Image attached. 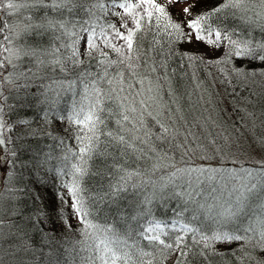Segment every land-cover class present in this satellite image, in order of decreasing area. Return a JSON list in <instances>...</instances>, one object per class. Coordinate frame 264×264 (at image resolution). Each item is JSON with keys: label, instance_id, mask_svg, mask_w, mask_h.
<instances>
[{"label": "snow or ice", "instance_id": "obj_1", "mask_svg": "<svg viewBox=\"0 0 264 264\" xmlns=\"http://www.w3.org/2000/svg\"><path fill=\"white\" fill-rule=\"evenodd\" d=\"M259 2L264 5V0ZM245 3L246 0H166L165 4L157 0H0V15L7 12L12 16L24 9L43 7L60 16L72 17L81 11L87 16L82 22L47 19L46 25L25 24L22 29L23 32L33 27L59 30L62 37L71 41L47 53L53 56L48 61L52 71H59L62 78L53 79L46 92H54L57 98L61 93L73 96L68 115L60 119L67 120L70 127L66 131L72 132L76 144L66 147L65 139L60 137L62 154L59 157L37 151L21 159L17 150L9 147L12 138L5 133L11 132L13 126L3 117L5 109L14 106L6 104L5 93L11 94L22 87L17 80L27 76L15 74L14 61L34 57L36 49L10 47L11 36L5 33L12 25H0V35H3L0 40V149L3 150L0 170L6 176L0 184H7L6 189L0 190V264H165L174 253V264H264V156L255 162V167L241 166L238 170L193 165L185 157L206 146H190L188 137L192 133H183L176 126L169 104L160 95L159 81L153 82L150 74H142L139 69L145 64L137 62L140 55L137 33L146 29L167 34L170 44L204 43L212 51H219L222 42L227 41L228 49L223 56L207 62L231 63L230 69H220L226 76L255 75L243 63L236 66L235 60L264 64V43L252 46L249 41L233 40L232 33L221 23H210L220 20L227 9H240ZM180 5L183 6L179 8V15L174 17L170 9ZM114 8L122 10L111 12L120 19L119 27L109 20L101 23L102 17L97 11L107 15ZM85 36L83 55L91 57L94 50L101 51L97 41H102L118 54L117 59L107 60L108 54L101 51L105 59L97 61L100 69L97 73L82 69L84 61L80 59L78 46ZM116 40L123 43L117 45ZM60 48L64 53H60ZM179 55L182 59L203 63L208 53L189 56L181 51ZM9 66L12 72L8 71ZM260 74L264 75V71ZM57 102L58 99L51 101L53 105ZM165 111L169 115L162 119ZM47 116L46 112V119ZM112 121L115 128L109 127ZM157 124L159 131L154 132ZM28 134L37 136L35 130L25 133ZM181 135L183 142L177 143ZM173 148H183L179 161L170 154ZM116 153L126 159L116 158ZM110 157L112 162L108 163ZM53 160L56 163H51ZM49 174L53 175V182L59 179L60 187L66 189V195L59 197V216L64 217L65 211L70 210L82 226L78 229L81 239L58 242L56 248L45 254L42 248L54 237L42 232L41 248H37L29 243L31 237L28 240L20 237L21 232L28 235L26 228L14 221L5 224V218L20 215L18 202L25 196L43 203L39 189L49 183L45 179ZM94 176L107 183L93 196L86 197L85 182ZM148 188L150 193L146 191ZM205 192L209 193L211 202L196 199ZM129 194L137 197L129 205V214L119 215L111 223L107 218L103 223L98 222L96 213L101 211V204L106 207L118 204ZM169 199L177 200L172 217H156L151 206L157 201L166 204ZM45 220L51 222V216L41 208L28 217V227L36 228ZM66 227L72 226L67 223ZM6 238L18 239L19 243L14 242L5 249ZM67 243H71L70 248L66 247ZM218 244L228 247L221 251ZM5 256L10 259L5 261Z\"/></svg>", "mask_w": 264, "mask_h": 264}, {"label": "trees", "instance_id": "obj_2", "mask_svg": "<svg viewBox=\"0 0 264 264\" xmlns=\"http://www.w3.org/2000/svg\"><path fill=\"white\" fill-rule=\"evenodd\" d=\"M158 3L165 4L166 0H157ZM264 5L259 0H246V3L242 5L240 9H227L226 14H222L221 19L217 21H210V23L217 24L221 23L222 27L226 28L232 33V39L237 41H249L252 46L256 44L264 43ZM247 9V10H245ZM93 11H97L93 9ZM112 11L122 12L119 8L109 9L107 15L97 11V15L102 17L103 20H109L114 22L117 27L120 25V19L116 16L111 15ZM174 17L179 15V12L174 14L175 10L170 9ZM235 12V15L232 13ZM261 13V15H257ZM5 18L0 21V25L11 24L12 27L5 34L10 35L12 44L10 47H16L21 50L36 49V55L34 57H22L18 61H14L17 65L15 74L26 73L27 76H20L17 83L21 85L18 90L13 93L6 94L8 97L6 104L13 105L12 109H5L4 117L7 122L11 121L12 131L6 132L5 135H11L12 143L9 147L15 148L21 159H27L31 154L39 151L43 153L51 152L54 157H59L62 154V147L59 143V138L65 139L66 147H74L76 140L73 137L72 132L66 131L70 126L67 121H63L61 128L55 129V123H48V120L55 118L50 116L51 111L54 115L55 112L59 114H68L71 109L73 96L72 94L61 93L56 104H52V100H46L47 105H43V88L46 85L51 84L53 79L62 78L59 71L53 72L51 65L48 61L53 59V56L47 53L53 49L59 47L62 43H71L68 37H62L59 30H45L36 29L33 27L32 30L23 32L22 29L25 24L32 26L47 24V19H74L82 22L87 19L84 12H78V14L69 17L67 14L60 16L57 13L52 12L51 9L43 7L34 9H24L19 14L9 16L7 12H4ZM131 26V25H129ZM99 32V29H97ZM109 33L111 30H108ZM121 31H124L121 29ZM17 32L21 34L16 35ZM40 34H37V33ZM59 37V39H58ZM3 39V35H0V40ZM86 39V36L84 37ZM137 42L139 46V61L138 63L145 64L139 70L142 74H150V78L153 82L159 81L160 95L164 101H166L171 112L176 120V126L180 127L183 133L191 132L188 139L191 141V147H196L197 144L201 147L197 148L195 152H189L185 159H190L192 164L195 165L198 162L207 166L209 162L217 164L219 167L225 169L229 168L230 165H237L235 161H230L229 156L234 153H257L260 150L264 156V117H258L257 113H264V75L260 73L264 71V64L259 61L248 62L235 60L236 66L244 64L245 68L249 71L254 70L255 75H249L247 78H236L234 76H226L225 73L221 72V68L230 69L231 63L227 64H209L207 61L201 63L196 60H189L187 58L182 59L179 55L181 51L188 53L189 56L195 54L188 44L173 45L169 43V37L167 34L161 32L157 34L155 30L147 31L141 30L137 33ZM117 45L122 44L123 41L116 40ZM98 47L102 52L108 54L107 60L117 59V53L112 51L111 48L105 47L102 41H97ZM80 45V44H79ZM81 52L80 59L84 61L81 65L82 69L90 70L92 73H97L100 69L97 67V61L105 59L101 55V51H93L92 56L83 55L85 47L78 46ZM228 49V43L225 41V51ZM64 49L60 48V53H64ZM223 53V54H224ZM222 54V56H223ZM40 61H44L43 64ZM152 68L156 70L151 71ZM31 69L29 73L28 70ZM9 72L13 69L9 66ZM113 71V69H109ZM147 83V81L145 82ZM173 85L176 89L172 88ZM200 84V87L206 92L205 98H198L203 101V105L209 101L213 105L222 106L229 111V115L233 116V119L228 118L227 110L226 113L221 115L216 122V125L211 126L207 123V119L204 118L202 121L201 108L197 106V98L195 86ZM43 87V88H42ZM135 87H139L136 85ZM247 91V92H245ZM54 93V92H53ZM39 94V95H37ZM55 94V93H54ZM78 100L79 97H76ZM170 99L173 103H177L181 107L180 111L175 110L173 103L170 104ZM205 99V100H204ZM226 105V107L224 106ZM254 105L261 106L259 109H255L249 113L250 107L253 109ZM214 109V107H212ZM183 110V111H182ZM48 113L47 119L45 113ZM57 115V114H55ZM169 115L168 111H165V119ZM184 115V116H183ZM254 118L253 124L250 128V133H246L249 123L248 118ZM256 118V120H255ZM18 120H25L28 123L18 124ZM255 120V121H254ZM171 125V120H166ZM255 124V126H254ZM109 127L115 128L114 121L109 122ZM255 129V130H254ZM35 130L37 133L36 137L30 134L25 135L26 132ZM154 132L159 131V125L157 124L153 128ZM242 131L247 137H250V147L246 150H239L236 147L234 136L237 132ZM51 133V135H47ZM19 137V138H18ZM183 135L179 136L177 143L183 142ZM168 147V145H165ZM3 150L0 149V152ZM183 148H173L171 155L174 156L176 161L180 160L181 152ZM212 157L213 161L208 158ZM116 158H121L119 153H116ZM112 162L110 157L108 163ZM247 165L255 167L252 162L242 161ZM51 163H56L55 160ZM97 166L100 167L101 163L97 160ZM134 166V165H133ZM2 168V165H0ZM49 181L44 188L39 189L40 195L43 198V203L40 200H34L31 196H25L18 202L20 210L19 216H11L5 218V224L9 221L19 223L22 228H26L28 233L27 236L21 232L19 235L21 238L28 240L29 243L33 244L37 248H41V235L37 234L38 229H43V232L49 233L51 237H54L47 246L42 248V251L47 254L50 253L54 248L58 246V242L74 241L81 239L78 229L82 226L77 221L73 220V216H68L69 211H65L64 217L59 216L61 210L60 203V180L56 179L53 182V175L49 174L45 177ZM70 179V178H65ZM0 180H6L5 173L0 170ZM107 181L99 176L88 178L85 182V187L88 191L85 193L86 197L93 196L101 188V185H106ZM7 184H0V190L6 189ZM63 190V189H62ZM180 189H177L179 191ZM148 193L151 192V188L146 190ZM7 195V192L4 193ZM137 197L127 195L124 199H121L118 204L105 206L100 205L101 211L96 213L99 223H103L105 218L111 223L117 219L119 215H127L131 212L129 205L136 200ZM197 200L207 199L205 196H197ZM211 200V198H209ZM209 200V201H210ZM153 214L161 219H170L173 215V209L177 207L176 199L167 200L166 204L160 201L155 202L152 206ZM43 208L51 216V222L45 220L37 225L36 228L28 227L29 216H34L38 210ZM71 215V213H70ZM71 224V229L66 227V224ZM5 233L8 229L5 227ZM42 234V233H41ZM19 243V240L5 239L3 247L9 248L12 243ZM66 247H71V243H67ZM228 246L217 248L224 251ZM221 248V249H220ZM5 261H8L10 257L5 256ZM176 260V254H172L165 264H174Z\"/></svg>", "mask_w": 264, "mask_h": 264}, {"label": "rangeland", "instance_id": "obj_3", "mask_svg": "<svg viewBox=\"0 0 264 264\" xmlns=\"http://www.w3.org/2000/svg\"><path fill=\"white\" fill-rule=\"evenodd\" d=\"M182 6L183 5H180V6H177V7H173V10H175V12H174L175 16H176V12H179V8L182 7ZM261 9L264 10L263 8H261ZM3 17L5 18V14L4 13L2 15H0V21L3 20ZM84 40L85 39L81 40L79 46H83L84 45V47H85ZM189 48H191L193 50V52H195V53H208V55L205 57V61H208L209 59H215L216 57L222 56V54L225 51V41L222 42V46H221L219 51H212L206 44H204V43L197 44L195 42L190 44ZM145 84L147 85V83H145ZM47 86L48 85H46L44 88L42 87L43 88V91H42L43 95H40V96H43L44 97L43 100H45V103H43V105H47L49 102L47 103L46 100H53V98L56 95L53 92H46ZM195 90L197 91V93H196V98H197V102H198L197 106H198V108L199 107L201 108V111L199 110V112L201 114L202 121H204L203 119L206 118V119H210V120H213V121L216 122L221 115L223 116V114L226 113L227 109H225L223 107V105L222 106L221 105L220 106H218V105L215 106V105H213V103H211V106L213 105L214 109L212 107H204L203 108V101L198 99V98H205L206 97L205 96L206 92L204 91V89L202 87H200V84H197L195 86ZM67 94H71V93H67ZM37 95H39V94H37ZM46 97H47V99H46ZM8 98H10V97H8ZM173 102L174 101L170 99V104L173 103ZM224 106L226 107V105H224ZM260 107L261 106H259V105H254L253 109L250 107V109H249L250 110L249 111L250 115H251V112L253 110L259 109ZM174 109L180 111L181 107L178 106L177 103H176L175 106H174ZM55 114H57V115H55ZM67 115L66 114L65 115L64 114H59L58 115V112H55L54 115H53L52 111H51V114L49 115V117L50 116H55V118H53L51 120H48V123H53V124L55 123V125H56V126H54L55 129L61 128L63 126V124H64L63 121H67V120L65 119V120L62 121L60 119V117H66ZM226 116H228V118L230 116L228 110H227V115ZM257 116L258 117H264V113L263 112L257 113ZM3 118L5 119L6 116L3 117ZM230 118L233 119V116H230ZM253 119L254 118H250V117L248 118L249 126H248V129L246 130V133H250V128H251V126L253 124ZM255 120H256V118H255ZM8 123L11 124V121H9ZM211 126H212V124H211ZM254 126H255V124H254ZM8 136H11V135H8ZM234 139H235L236 147L239 150H246V149H248L250 147V137H247L242 131L237 132V134L234 136ZM262 156L263 155L261 154L260 150H258L257 153H254V152L251 153L250 151H248L247 153H244V154H242V153H237V154L232 153L229 156V158H226V160L229 159L230 161H235L237 165H235V166L230 165L229 168L238 170L241 166H243V167H253V166L247 165L246 163H243L242 161H249V162H252V165H256L255 162L258 159H260ZM211 158L212 157H209L208 159L213 161V159H211ZM195 166H200V167H203V168H218V169H222V170H227V169H225L223 167H220V166L218 167L217 164L212 163V162H209L207 166H204L203 163L198 162V163L195 164ZM228 170H231V169H228ZM59 193H60V195H66V189H63V190L60 189ZM69 212H70V210H69ZM70 213H67V215L69 217L72 216V215H70ZM73 220L75 222H77V219L75 217H73Z\"/></svg>", "mask_w": 264, "mask_h": 264}, {"label": "bare ground", "instance_id": "obj_4", "mask_svg": "<svg viewBox=\"0 0 264 264\" xmlns=\"http://www.w3.org/2000/svg\"><path fill=\"white\" fill-rule=\"evenodd\" d=\"M98 67V66H97ZM172 88V91H173V89H176V86L175 85H173L172 87H171V84H170V89ZM245 92H247V91H245ZM176 103H173V105H175ZM204 107H214L213 105L211 106V103H209V101H207V103H205L204 105H203V108ZM215 121H213V120H210V119H207V123H210V124H212V126H215L216 124L214 123ZM203 196H205L208 200H210L209 198H210V196H209V193L208 192H205L204 194H203ZM209 202H211V200L209 201ZM210 223V222H209ZM43 232V229H38V233L37 234H39V235H41V233ZM218 246H220L221 248L222 247H224L225 245H223V244H218ZM227 246V245H226ZM232 247H235V245H232ZM220 248V249H221Z\"/></svg>", "mask_w": 264, "mask_h": 264}]
</instances>
